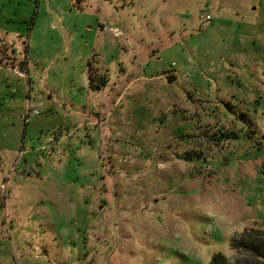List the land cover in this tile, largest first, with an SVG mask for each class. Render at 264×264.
Here are the masks:
<instances>
[{"label": "rangeland", "instance_id": "1", "mask_svg": "<svg viewBox=\"0 0 264 264\" xmlns=\"http://www.w3.org/2000/svg\"><path fill=\"white\" fill-rule=\"evenodd\" d=\"M255 230L264 0H0V264H250Z\"/></svg>", "mask_w": 264, "mask_h": 264}, {"label": "trees", "instance_id": "2", "mask_svg": "<svg viewBox=\"0 0 264 264\" xmlns=\"http://www.w3.org/2000/svg\"><path fill=\"white\" fill-rule=\"evenodd\" d=\"M93 74L90 73V84H93ZM257 234V235H256ZM231 247H244L251 256L250 264H264V234L258 231H244L234 236L230 241ZM208 264H234L224 253L216 252Z\"/></svg>", "mask_w": 264, "mask_h": 264}, {"label": "water", "instance_id": "3", "mask_svg": "<svg viewBox=\"0 0 264 264\" xmlns=\"http://www.w3.org/2000/svg\"><path fill=\"white\" fill-rule=\"evenodd\" d=\"M167 78H168V81L171 82V81H173V80L176 79V75H174V74H168L167 75Z\"/></svg>", "mask_w": 264, "mask_h": 264}, {"label": "built area", "instance_id": "4", "mask_svg": "<svg viewBox=\"0 0 264 264\" xmlns=\"http://www.w3.org/2000/svg\"><path fill=\"white\" fill-rule=\"evenodd\" d=\"M202 16H204V15L202 14ZM205 18H206V19H209V18H210V15H209V14L206 15ZM111 30H112L114 33H116V34L119 33L118 29H116V28H111Z\"/></svg>", "mask_w": 264, "mask_h": 264}]
</instances>
